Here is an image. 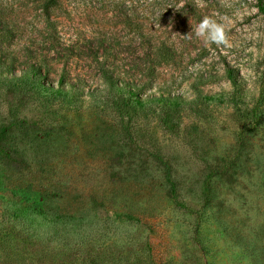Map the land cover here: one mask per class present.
<instances>
[{"label":"rangeland","instance_id":"374dc122","mask_svg":"<svg viewBox=\"0 0 264 264\" xmlns=\"http://www.w3.org/2000/svg\"><path fill=\"white\" fill-rule=\"evenodd\" d=\"M185 1L0 0V264H264V0Z\"/></svg>","mask_w":264,"mask_h":264},{"label":"trees","instance_id":"16d2710c","mask_svg":"<svg viewBox=\"0 0 264 264\" xmlns=\"http://www.w3.org/2000/svg\"><path fill=\"white\" fill-rule=\"evenodd\" d=\"M53 1H56V0H53ZM203 1L208 3V4H211V0H203ZM151 4L152 5L158 4V0H152ZM196 4L197 3L194 2V0H186L184 8L182 10L183 12L181 14H183L185 16L186 15L189 16L190 14H193L196 17L197 16H205L204 11H202L199 7H197ZM120 16L122 18V23L124 24V26L126 28H128L130 30V33L133 34V37L137 36L138 38H140V40H141L140 44L142 45V49H144V48H146V49L150 48L151 50L157 49L158 45H157V43H155V41L152 40V37L155 36L153 34H155L158 30L153 25H149L146 22L147 19L145 18V15H144V17H141L137 10H135L134 8H130V9L128 8V10H123L122 13H120ZM147 38H149V39H147ZM30 72L33 73L34 78L38 74L37 70L34 66L29 67L25 70V73H27L26 75H29ZM108 80H109L110 84H113L114 86H116V83L113 82L114 79L112 76H109ZM64 88H65L64 85H62L61 87H59V89H57V91H62L64 93V95H69V90H65ZM126 90H128L130 92V94L125 96V98L120 99V102L125 107L127 113L128 112L130 113V110L132 109L131 108L132 98H133L135 93H134L133 87H126ZM136 101H138V98H136ZM240 112H242V111H240ZM246 114H248V112ZM13 118L17 119L16 113L14 114ZM253 129H254V126L251 127L250 129H248V131H252ZM240 137H241V139H243L244 132H242L240 134ZM0 141H1V133H0ZM161 162L163 164L164 175H165L166 183L168 185V195L172 199L174 205H176L179 208L192 211L197 216L195 238L198 242H200L199 227H200V223L202 220L201 209L191 208L180 200L177 183H176L175 179L173 178L171 167L163 159H161ZM220 172L229 173V167L226 166ZM215 173H216V170H212V172L210 173V175L206 179L204 194H203L204 205L209 203V201L211 200L210 182H211L212 176L215 175Z\"/></svg>","mask_w":264,"mask_h":264},{"label":"clouds","instance_id":"9594fccd","mask_svg":"<svg viewBox=\"0 0 264 264\" xmlns=\"http://www.w3.org/2000/svg\"><path fill=\"white\" fill-rule=\"evenodd\" d=\"M185 36L202 38L205 45L220 46L227 43L224 25L208 16L201 19L195 28L191 27L190 33Z\"/></svg>","mask_w":264,"mask_h":264}]
</instances>
